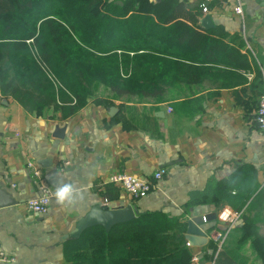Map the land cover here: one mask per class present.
Masks as SVG:
<instances>
[{
  "label": "crops",
  "instance_id": "0c3cea01",
  "mask_svg": "<svg viewBox=\"0 0 264 264\" xmlns=\"http://www.w3.org/2000/svg\"><path fill=\"white\" fill-rule=\"evenodd\" d=\"M204 1L189 0L200 7ZM210 3L198 30L215 40L203 49L175 43L172 54L151 53L191 66L188 71L174 68L167 79H159L156 96L139 92L117 96L108 91L64 117L51 109L29 113L0 86V186L19 201L0 208V252L9 259H0V264H70L64 257L63 237L98 202L109 207L132 204L140 213L161 211L186 222L215 213L216 219L203 225L207 243L189 246L197 258L193 264H214L203 257L211 252V242L237 264H262L253 257V248L261 245L253 231L243 238L242 217L227 233L229 223L220 216L237 211L252 218L260 215L256 230L264 236L262 207L238 210L222 198L223 187L249 169L256 173L259 190L264 187V134L256 122L264 90V60L259 61V55L264 58V5L261 0H240L239 15L235 0ZM205 15L212 19L208 28L201 23ZM222 44L237 49L245 59L231 58ZM163 71L158 68L160 76ZM57 126L65 127L62 139L54 136ZM34 161L55 193L70 188L63 203L54 194L45 216L32 214L26 205L39 190L28 167ZM158 171L162 177L142 199L132 198L110 179L125 172L154 180ZM209 180L221 197L214 204L189 208V193L203 190ZM226 233L220 245L216 238Z\"/></svg>",
  "mask_w": 264,
  "mask_h": 264
},
{
  "label": "trees",
  "instance_id": "16d2710c",
  "mask_svg": "<svg viewBox=\"0 0 264 264\" xmlns=\"http://www.w3.org/2000/svg\"><path fill=\"white\" fill-rule=\"evenodd\" d=\"M60 3L63 7L51 5L48 12L33 16L37 11L35 0H0V23L7 20L0 27L1 90L29 113L42 114L51 109L68 117L90 97L108 89L117 96L135 92L156 96L159 79H167L174 68L180 70L182 66L188 71L191 66L180 61L175 64L151 53L172 54L175 43L203 49L215 40L208 32L198 30L203 9L189 0ZM130 12L133 15L123 19ZM30 13L33 15L26 19ZM20 18L23 24L17 23ZM141 38L146 42L138 41ZM220 46L231 58L237 55L245 59L237 49ZM263 60L259 55V61ZM159 67L164 69L161 76ZM129 71V77H122ZM48 72L61 83L58 91ZM235 176L223 187L222 198L238 210L248 209L251 204L264 210V187L259 190L256 173L249 169ZM217 189L216 183L209 180L203 190L191 191L188 207L214 204L221 197ZM241 217L243 238L253 231L255 240L261 243L264 264V236L257 232L255 218L243 212ZM187 227L186 221L161 211L139 213L109 232L96 225L79 238L66 240L64 257L70 264H193L195 255L185 237ZM208 247L211 252L204 253L205 259L214 264H237L214 242Z\"/></svg>",
  "mask_w": 264,
  "mask_h": 264
},
{
  "label": "built area",
  "instance_id": "2783aa9c",
  "mask_svg": "<svg viewBox=\"0 0 264 264\" xmlns=\"http://www.w3.org/2000/svg\"><path fill=\"white\" fill-rule=\"evenodd\" d=\"M212 0H205L201 3V8L203 9V12L209 11L208 4ZM237 1V5L234 7V11L241 15L243 14L242 5L240 3V0ZM31 42V41H29ZM49 78L54 82L57 83L55 76L51 73H47ZM171 108H169V112H171ZM256 122L259 127V129L264 134V90L260 95L259 103H258V109H257V115H256ZM28 167L32 173V177L39 186L38 193L34 195L33 197L29 198L26 202L27 209L32 214L36 216H45L48 214L52 198L55 194L54 189L50 187V185L45 181L41 167L39 164H37L35 161L30 162L28 164ZM162 177V172L158 171L154 175V180L143 178L137 175L128 174L125 172H117L114 173L110 179L111 182L118 185L120 188L124 190L126 194L131 196L134 199H142L147 197L154 187L156 186V180L160 179ZM243 211H237L233 215L225 214L220 216L222 221L228 222L229 226L227 227V233L232 228V226L237 222V220L240 218ZM206 222V220H205ZM218 235L216 240L219 241V244L222 245L225 241L226 235ZM188 246L189 243H188ZM0 259L3 261H8V256L5 255L4 252H0ZM197 258L194 257V260Z\"/></svg>",
  "mask_w": 264,
  "mask_h": 264
},
{
  "label": "water",
  "instance_id": "95a60500",
  "mask_svg": "<svg viewBox=\"0 0 264 264\" xmlns=\"http://www.w3.org/2000/svg\"><path fill=\"white\" fill-rule=\"evenodd\" d=\"M262 5H264V0ZM211 16L205 15L201 23L208 28V23L211 25ZM54 136L57 138L65 137V127L57 126L54 131ZM44 165V162H42ZM19 201L13 197L5 188L0 186V208L18 204ZM139 208L135 205L128 204L126 206L109 207L103 202L95 203L90 210L80 217L75 223L73 229L63 237V241L70 238H79L82 233L93 226L101 225L109 232L113 226L123 224L135 219L139 215ZM216 214L206 216H194L187 220V233L185 235L190 246H202L208 241L207 233L203 228L205 220H215Z\"/></svg>",
  "mask_w": 264,
  "mask_h": 264
},
{
  "label": "rangeland",
  "instance_id": "374dc122",
  "mask_svg": "<svg viewBox=\"0 0 264 264\" xmlns=\"http://www.w3.org/2000/svg\"><path fill=\"white\" fill-rule=\"evenodd\" d=\"M60 1L61 0H35V4H36V10L38 11H35L34 12V15L32 14V13H30V14H27L26 16H25V18L26 19H29L32 15L33 16H36V15H41L43 12H48L49 11V7L51 6V5H54L55 7H58L59 6V8H60V6H61V3H60ZM61 7H63V5L61 6ZM6 21L7 20H4V22H1L0 23V27L1 28H3L4 27V25L6 24ZM71 21H73L74 22V20H71ZM17 23L18 24H23L24 23V20L22 19V18H20L19 20H17ZM130 71H129V73L128 74H122V77H129V75H130ZM54 75V74H53ZM56 78V77H55ZM56 81H57V91H58V89H59V87L60 86H62L61 85V83L58 81V79L56 78ZM58 93V92H57ZM107 93H108V90H105L104 91V93L103 94H101V95H104V94H106L107 95ZM100 95V94H99ZM98 95V96H99ZM252 205H254V204H251L250 206H252ZM261 216L260 215H256L255 216V220H256V223L258 222V220H259V218H260ZM253 257H254V259L256 260V261H260L261 263H263V258H262V253H263V249L261 248V247H259V246H256L255 248H253ZM242 252V251H241ZM241 252L240 253H235V256H239V254H241ZM245 252H246V250H245Z\"/></svg>",
  "mask_w": 264,
  "mask_h": 264
},
{
  "label": "clouds",
  "instance_id": "9594fccd",
  "mask_svg": "<svg viewBox=\"0 0 264 264\" xmlns=\"http://www.w3.org/2000/svg\"><path fill=\"white\" fill-rule=\"evenodd\" d=\"M69 191L70 188L68 186H65L64 188L57 190V192L55 193L57 201L59 203H63L64 200L67 198Z\"/></svg>",
  "mask_w": 264,
  "mask_h": 264
}]
</instances>
